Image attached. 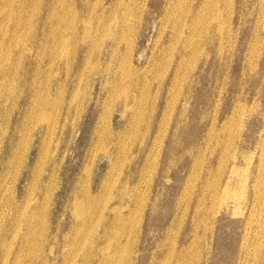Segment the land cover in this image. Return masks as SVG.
<instances>
[{"label": "rangeland", "instance_id": "obj_1", "mask_svg": "<svg viewBox=\"0 0 264 264\" xmlns=\"http://www.w3.org/2000/svg\"><path fill=\"white\" fill-rule=\"evenodd\" d=\"M263 263L264 0H0V264Z\"/></svg>", "mask_w": 264, "mask_h": 264}, {"label": "bare ground", "instance_id": "obj_2", "mask_svg": "<svg viewBox=\"0 0 264 264\" xmlns=\"http://www.w3.org/2000/svg\"><path fill=\"white\" fill-rule=\"evenodd\" d=\"M200 16V15H199ZM196 21V20H195ZM86 32H87V30H86ZM85 32V33H86ZM226 143V142H225ZM223 150V149H222ZM154 151V150H153ZM144 175V174H143ZM149 176V175H148ZM214 193V192H213ZM223 198H224V196H223ZM77 201V200H76ZM214 202V201H213ZM211 203V202H210ZM77 204V203H76ZM144 204V203H143ZM214 206V205H213ZM139 209V208H138ZM214 211V210H213ZM141 212V211H140ZM264 264V263H263Z\"/></svg>", "mask_w": 264, "mask_h": 264}]
</instances>
